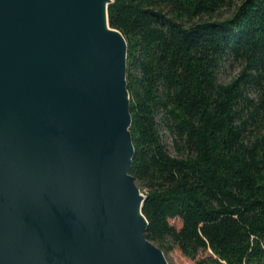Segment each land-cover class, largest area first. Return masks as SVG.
<instances>
[{"label":"water","instance_id":"water-1","mask_svg":"<svg viewBox=\"0 0 264 264\" xmlns=\"http://www.w3.org/2000/svg\"><path fill=\"white\" fill-rule=\"evenodd\" d=\"M113 0H0V264H170L130 172Z\"/></svg>","mask_w":264,"mask_h":264},{"label":"trees","instance_id":"trees-1","mask_svg":"<svg viewBox=\"0 0 264 264\" xmlns=\"http://www.w3.org/2000/svg\"><path fill=\"white\" fill-rule=\"evenodd\" d=\"M109 18L147 237L194 264H264V0H113Z\"/></svg>","mask_w":264,"mask_h":264},{"label":"rangeland","instance_id":"rangeland-1","mask_svg":"<svg viewBox=\"0 0 264 264\" xmlns=\"http://www.w3.org/2000/svg\"><path fill=\"white\" fill-rule=\"evenodd\" d=\"M242 0H236V4H240ZM236 7L230 9H225L220 13V16H229L235 11ZM238 72V69H231L226 67L223 73L224 79H230L233 75ZM165 141L167 143L170 152L175 153L173 148V140L169 135L164 134ZM141 188V187H140ZM142 192L145 194V190L141 188ZM179 222H177L178 224ZM167 258L170 264H194V261L181 253L179 249H175L172 252L167 253Z\"/></svg>","mask_w":264,"mask_h":264}]
</instances>
